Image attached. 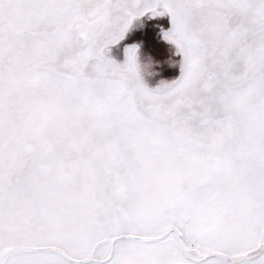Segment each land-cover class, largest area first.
<instances>
[{"label": "snow or ice", "instance_id": "6c2138e0", "mask_svg": "<svg viewBox=\"0 0 264 264\" xmlns=\"http://www.w3.org/2000/svg\"><path fill=\"white\" fill-rule=\"evenodd\" d=\"M0 264H264V0H0Z\"/></svg>", "mask_w": 264, "mask_h": 264}]
</instances>
